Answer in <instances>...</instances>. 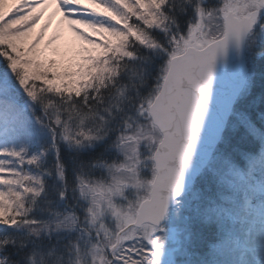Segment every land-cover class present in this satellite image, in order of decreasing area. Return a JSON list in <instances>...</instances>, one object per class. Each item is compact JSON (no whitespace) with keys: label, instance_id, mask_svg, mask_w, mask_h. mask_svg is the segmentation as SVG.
<instances>
[{"label":"snow or ice","instance_id":"obj_1","mask_svg":"<svg viewBox=\"0 0 264 264\" xmlns=\"http://www.w3.org/2000/svg\"><path fill=\"white\" fill-rule=\"evenodd\" d=\"M0 264H264V0H0Z\"/></svg>","mask_w":264,"mask_h":264},{"label":"rangeland","instance_id":"obj_2","mask_svg":"<svg viewBox=\"0 0 264 264\" xmlns=\"http://www.w3.org/2000/svg\"><path fill=\"white\" fill-rule=\"evenodd\" d=\"M55 11L54 6H48L47 10L45 11V19L48 17L52 18V27L49 30V35H52L56 32L57 29H60L61 31V39L63 41H75L77 38L70 32L69 29H67L66 25L61 26V19L59 13H56V15H53V12Z\"/></svg>","mask_w":264,"mask_h":264},{"label":"trees","instance_id":"obj_3","mask_svg":"<svg viewBox=\"0 0 264 264\" xmlns=\"http://www.w3.org/2000/svg\"><path fill=\"white\" fill-rule=\"evenodd\" d=\"M51 259V258H50Z\"/></svg>","mask_w":264,"mask_h":264}]
</instances>
